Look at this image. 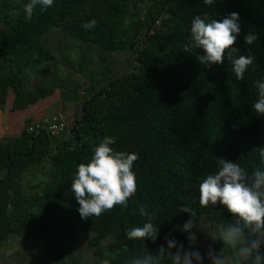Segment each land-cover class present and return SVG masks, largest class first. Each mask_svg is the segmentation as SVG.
Here are the masks:
<instances>
[{
	"label": "trees",
	"instance_id": "16d2710c",
	"mask_svg": "<svg viewBox=\"0 0 264 264\" xmlns=\"http://www.w3.org/2000/svg\"><path fill=\"white\" fill-rule=\"evenodd\" d=\"M28 2L0 0V108L10 99L13 117L11 137L0 140V250L11 236L38 237L57 264H80L78 239L94 233L88 241L93 264H134L145 255L154 264H173L178 251L181 259L193 251L195 242L188 237L197 236L205 216L235 225L237 217L219 203L200 206L199 185L218 170V159L239 164L248 183L257 169H264V117L253 108L255 81L264 77V0H217L214 5L203 0H55L46 11L35 8L31 19L25 12ZM234 11L242 28L234 47L254 57L243 80L236 79L227 60L207 68L198 61L200 50L185 51L195 16L220 19ZM92 19L96 26L84 29ZM55 29L108 53L129 50L137 63L105 84L89 85L66 139L26 130L33 123L30 112L58 96L43 84L25 87L30 68L54 60L43 38ZM249 31L259 36L252 46L244 42ZM22 110L27 113L20 125L17 112ZM106 136L115 139L114 150L138 157L137 192L125 209L82 219L71 183L77 166L90 161ZM47 163L50 180L25 187L24 176ZM182 207L191 212H181ZM189 219L193 228L185 233ZM149 221L159 229L155 240L128 238V230ZM240 227L246 243L258 238ZM168 240L177 247L169 249ZM260 252L264 255V244ZM212 254L229 257V264L238 259L223 234Z\"/></svg>",
	"mask_w": 264,
	"mask_h": 264
},
{
	"label": "clouds",
	"instance_id": "9594fccd",
	"mask_svg": "<svg viewBox=\"0 0 264 264\" xmlns=\"http://www.w3.org/2000/svg\"><path fill=\"white\" fill-rule=\"evenodd\" d=\"M55 0H29L25 5V12L31 19L33 10L37 7L46 11L53 6ZM217 0H203L205 5H214ZM97 21L83 24V28L91 30ZM242 32L241 17L238 12H230L220 19H211L205 16H195L191 21L190 38L185 51L200 50L198 56L201 65L211 68L214 65H223L225 60L230 62L231 71L237 80H243L245 73L254 63L251 55H241L240 50L234 47ZM259 36L249 31L244 35V42L248 46L254 45ZM258 96L253 105L255 112L264 117V77L255 81ZM115 139L105 137L94 148L88 163H80L75 171L71 191L74 194L82 219L89 217L100 218L105 213L117 207L125 209L137 192V181L134 166L138 157L134 153L116 151L111 145ZM264 158V151L260 153ZM218 170L202 179L199 185V204L201 207L217 205L218 203L233 216L238 217L237 224L243 225L258 238L245 242L241 227L228 226L223 231L225 243L237 252L236 264H264V255H261V245L264 244V169H257L253 173L254 179L248 183V174L237 163L226 159H218ZM141 215H145L141 209ZM181 212L190 213L191 209L182 207ZM193 221L189 219L183 225V231L190 233ZM159 229L152 222H146L142 227H132L127 231L129 239L155 240ZM189 240L195 242L196 236L189 235ZM169 249L177 247L175 240H168ZM181 247V251H182ZM164 251L163 248L160 249ZM194 259H203L199 251H178L173 257V264H193ZM134 264H154L149 255L136 260ZM213 264H225V261L216 257Z\"/></svg>",
	"mask_w": 264,
	"mask_h": 264
},
{
	"label": "rangeland",
	"instance_id": "374dc122",
	"mask_svg": "<svg viewBox=\"0 0 264 264\" xmlns=\"http://www.w3.org/2000/svg\"><path fill=\"white\" fill-rule=\"evenodd\" d=\"M47 35L49 36L47 37ZM47 35L45 36L46 38H43V41L45 39V44L52 51L54 60L48 62L47 64L45 63L40 67H33L35 68L34 70L33 68H30L28 73L35 71L32 73L36 78V85L32 87V89H34L37 84H41L40 82L47 83L46 79L48 78L49 72H54L58 79L56 85L61 87L60 91L63 92V94H61L60 100L65 107L68 106L74 108L75 104H79L82 98L84 100V97H82L80 94V90H87L85 93V95H87L89 85H91L93 82L94 84H105L108 81L120 77L136 68L137 63L135 61V56L129 50L121 51L118 54L101 52V56H95L96 53L90 49L93 55H89V53H87L89 46L75 41L65 31L53 30L52 33L50 32ZM104 54L106 55V64H103L102 62V58L105 56ZM97 58L99 59L97 60ZM113 58L122 64L123 69H121L120 66L116 72L113 68H110L114 63ZM29 81L27 78V83L25 82L26 88L31 87L29 85ZM78 86L83 87L79 89ZM73 110L75 111V109ZM26 111L27 110H22L17 112L18 115L21 113V118L19 120L20 125L22 120H26V117L24 116V114L27 113ZM27 124L28 123H26V125ZM63 138H70L69 133L63 134L59 139ZM36 171L39 175H41L37 182H41L42 180L47 182L50 180L51 172L48 163L44 166L38 167ZM42 176H44V178H42ZM29 181L30 180L24 179L22 183L26 187L31 184ZM237 219L238 217L236 218V224L234 225V222L232 224L234 227H240V224H237ZM228 226L229 225L227 223H223L218 220L215 215L204 217L196 236L193 248V251L200 252L203 259H194L193 264H213V260L216 257L222 258L225 261V264H229V257L222 256L221 254L217 256L212 254V246L214 241L223 234L224 229ZM94 235V233H84L78 239L75 255L77 258H79L80 264L94 263V249L90 248L88 245V241L91 240ZM0 264L57 263L53 258H51V249L49 245L42 239L38 237H32L31 239H28V241H24L18 236H11L6 242H4L0 250Z\"/></svg>",
	"mask_w": 264,
	"mask_h": 264
},
{
	"label": "crops",
	"instance_id": "0c3cea01",
	"mask_svg": "<svg viewBox=\"0 0 264 264\" xmlns=\"http://www.w3.org/2000/svg\"><path fill=\"white\" fill-rule=\"evenodd\" d=\"M56 30V29H55ZM57 31H63V30H58ZM56 32V31H55ZM52 33V31H51ZM49 35H47L48 37ZM46 38V37H45ZM45 43V39L43 41ZM89 47H88V50H87V53H89V55H93L92 52L90 51V49L96 53L95 56L97 55H100L101 56V52H105L101 49H99L96 45L94 44H87ZM89 51V52H88ZM118 54V53H116ZM105 55V54H104ZM99 56V57H100ZM96 58V57H95ZM99 58H97L98 60ZM105 60H106V55L102 58V62L103 64H106L105 63ZM113 64L111 65L112 67L110 68H113L116 72L118 71V67L121 66V69L122 68V64L120 62H117L115 58H113ZM98 62V61H97ZM100 62V61H99ZM98 64V63H97ZM102 64V65H103ZM117 64V66H116ZM121 64V65H120ZM40 67V66H38ZM100 67V66H99ZM37 71V70H36ZM50 71V70H49ZM33 72L35 71H32L31 73H28L27 74V78H28V81H29V85L31 86L30 88H26L27 90H31L32 87H34L36 85V78L34 77V74H32ZM57 76H55V73L54 72H49L48 74V78L46 79V82H40L41 84L44 85L45 88L47 89H53L54 91L58 92V96L57 95H53V96H49L47 99H45L43 102H41L39 105H37L33 111L30 112V120L31 122H38V121H42L44 120L45 118L49 117L50 115L56 113L57 111H60V110H64L66 113H67V118H68V121H69V125H70V128L72 126V124L79 118V115H80V111L82 109V103H83V98L81 100V102H79V104H75V107L72 108V107H68V106H64L62 103H61V100H60V95L63 94L62 91H60V88L61 87H58L56 84H57ZM38 83V82H37ZM38 85V84H37ZM79 89L82 88L83 86H78ZM87 96V95H86ZM85 96V97H86ZM10 107H12V103L10 101V99L7 100V104L5 105V108L2 109L0 108V115L3 117V120H4V123H5V131H3V136L0 138V140H2L3 138L5 137H11L12 135V131H11V128H10V121L11 119L13 118L12 115H11V110H10ZM77 107V108H76ZM75 109V111L73 110ZM10 120V121H9ZM38 171V170H37ZM35 170H33L32 172L26 174L24 176V179L25 180H30L29 182L30 183H35L38 181V179L41 177V175L38 174V172ZM35 172V173H34ZM42 178H44V176H42ZM23 240V239H22ZM24 241H28V240H24Z\"/></svg>",
	"mask_w": 264,
	"mask_h": 264
},
{
	"label": "built area",
	"instance_id": "2783aa9c",
	"mask_svg": "<svg viewBox=\"0 0 264 264\" xmlns=\"http://www.w3.org/2000/svg\"><path fill=\"white\" fill-rule=\"evenodd\" d=\"M80 94L85 96V90L81 89ZM70 129L67 113L64 110L57 111L42 121L33 122L27 125L26 130L29 134L46 133L51 138H58ZM4 120L0 115V138L3 136Z\"/></svg>",
	"mask_w": 264,
	"mask_h": 264
}]
</instances>
